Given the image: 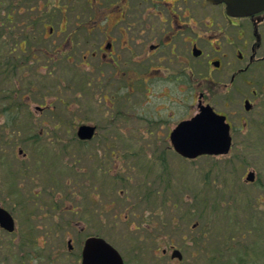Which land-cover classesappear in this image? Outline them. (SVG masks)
<instances>
[{
	"label": "flooded vegetation",
	"instance_id": "obj_1",
	"mask_svg": "<svg viewBox=\"0 0 264 264\" xmlns=\"http://www.w3.org/2000/svg\"><path fill=\"white\" fill-rule=\"evenodd\" d=\"M40 30L50 38L52 49L44 52L42 58L35 56L36 48L46 50L41 49ZM6 44L11 47V56L4 53L2 57L0 53L4 61L0 63L18 64L19 68L32 62L40 68L48 60L54 68L49 75L59 81L61 76L71 78L66 89L71 95V106L75 104L74 108L67 105L72 113L90 92L103 94L100 106L112 113L108 121L113 124L107 127L113 132L103 137L107 144L129 139L132 143L164 142L174 149V130L205 106L224 115L230 124L231 150L215 157L240 155V151L235 153L236 145L241 144L238 149L242 150V142L253 138L249 133L264 127V9L235 14L225 2L210 0H0V47ZM62 65L65 75L59 72ZM79 65L82 75L77 71ZM77 75L83 82L77 80ZM5 92L6 96L0 98V127L4 135L0 140L1 167L11 164L9 155L8 162H4L6 151L1 145L14 142L12 136L26 128L16 120L24 107L16 101L20 91L11 87ZM88 106L94 108L97 103L92 100ZM35 109L44 114L55 106L48 102ZM13 122L19 123L17 128H11ZM82 125L93 126L92 138L79 136ZM99 125L73 117L72 136L88 144L101 135ZM117 125L143 126L145 130L119 135ZM10 130L9 138L6 135ZM29 138L36 143L41 134ZM18 148L25 161L27 153L21 146ZM89 154V158L95 157ZM160 154L165 159V152ZM97 158V169H101V157ZM24 161L14 174L16 178L21 176V182L12 187L0 183V264H116L115 258L105 256V245L86 258L90 238L104 239L120 253L124 264H131L120 242L103 230L106 220L123 218V211L105 215L112 212L115 203L106 204V193L101 189L105 185L98 180V185L87 183L81 188L67 185V189H62L63 185L53 184L42 189L41 185L33 191L34 198H26L27 191L31 193L34 187L23 183L30 167ZM121 180L116 176L113 181ZM259 180L263 176L255 171L254 182ZM120 193L126 196L124 190ZM117 203L121 207V201ZM4 212L12 217L8 225L3 223L9 221ZM128 218L126 215V221ZM95 220L101 228L90 232L95 230L91 225ZM140 221L141 225L146 222V229L151 226L147 216ZM130 234L129 239L136 235ZM167 247L163 249L165 255L180 249L175 244ZM171 258L178 259L172 254ZM184 258L182 252L178 260L182 262Z\"/></svg>",
	"mask_w": 264,
	"mask_h": 264
},
{
	"label": "rangeland",
	"instance_id": "obj_2",
	"mask_svg": "<svg viewBox=\"0 0 264 264\" xmlns=\"http://www.w3.org/2000/svg\"><path fill=\"white\" fill-rule=\"evenodd\" d=\"M38 35L43 39L41 49L46 50L36 48L35 56L42 58L44 52L52 49L50 38L44 37L45 32L40 30ZM10 49L7 44L1 46L2 57L4 53L11 56ZM2 57L0 62H4ZM17 65L0 63V98L3 99L5 91L11 87L20 91L16 101L24 107L16 120L26 128L15 136L10 130L6 137L12 136L15 141L1 145L6 151L3 152L4 162H8L9 155L11 164L0 166V183L12 187L21 182L20 174L14 177L24 161L18 148L21 146L27 153L24 162L30 166L23 183L34 187L31 193L27 191L26 198H34L33 191L41 185H44L42 189L53 184L63 185L62 189L67 185L81 188L79 186L87 183L98 185L99 182L106 186H101L106 193V204L115 203L112 212L107 211L105 215L114 216L123 211V218L106 220L103 230L112 240L120 242L131 264H264V127L254 129V133L251 131L249 136L253 138L242 142V150L238 149L241 144L236 145L235 153L240 151V155L230 158L204 155L186 159L164 142L132 143L123 139L107 144L103 137L113 132L107 128L113 124L108 121L112 113L100 106L104 102L101 101L103 94L90 92L80 99L81 107L72 113L71 95L66 89L71 81L69 76H61L59 81L56 76L49 75V70L54 68L48 60L42 62L41 69L32 62L20 69ZM65 70L62 65L59 72L66 73ZM77 71L82 75L81 65ZM77 80L83 82L79 76ZM92 100L97 103L94 108L88 106ZM48 102H53L54 110L40 114L35 109L36 105ZM2 108L0 105V112ZM73 117L96 121L100 124L101 135L88 144L80 143L75 135L72 136ZM18 124L13 122L11 128H17ZM140 130L145 128L116 127L119 135L128 136ZM38 133L41 138L36 139L38 143H32L29 136ZM2 135L0 127V140L4 138ZM161 152H165V159ZM89 153L95 157L89 158ZM97 156L101 157V169H97ZM250 169L262 174L263 180L246 181ZM116 176L122 180L114 182ZM123 190L128 197L121 195ZM117 201H121V207ZM126 215H129L128 221ZM143 216L151 220L148 229L146 222L141 225ZM91 225L95 230L90 232L101 228L97 220ZM135 226H142V229H135ZM130 232L136 234L132 239L128 238ZM170 244L182 250L185 257L182 262L173 260L171 252L163 253ZM133 246L136 251H132Z\"/></svg>",
	"mask_w": 264,
	"mask_h": 264
},
{
	"label": "water",
	"instance_id": "obj_3",
	"mask_svg": "<svg viewBox=\"0 0 264 264\" xmlns=\"http://www.w3.org/2000/svg\"><path fill=\"white\" fill-rule=\"evenodd\" d=\"M212 2H226L228 10L236 14H249L264 8V0H210ZM94 135L93 126L82 125L79 128L81 138H92ZM173 145L184 157L196 158L203 154H224L228 153L231 147L230 124L226 122L224 115L217 114L210 106L203 107L202 111L193 119L182 122L173 132ZM255 179V172L250 171L247 175L248 181ZM8 220H3L5 225L12 221V217L4 212ZM12 226V223L11 225ZM107 248L105 256L115 258L116 264H124L120 253L104 239L90 238L85 248V257L98 253V249ZM174 256L182 257L179 250ZM111 264H113L111 262Z\"/></svg>",
	"mask_w": 264,
	"mask_h": 264
}]
</instances>
